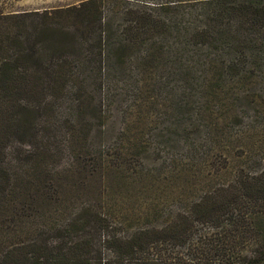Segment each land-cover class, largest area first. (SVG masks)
<instances>
[{
  "label": "trees",
  "instance_id": "16d2710c",
  "mask_svg": "<svg viewBox=\"0 0 264 264\" xmlns=\"http://www.w3.org/2000/svg\"><path fill=\"white\" fill-rule=\"evenodd\" d=\"M212 3L0 18V264H264V0Z\"/></svg>",
  "mask_w": 264,
  "mask_h": 264
},
{
  "label": "rangeland",
  "instance_id": "374dc122",
  "mask_svg": "<svg viewBox=\"0 0 264 264\" xmlns=\"http://www.w3.org/2000/svg\"><path fill=\"white\" fill-rule=\"evenodd\" d=\"M81 1L84 0H0V18H4L6 16H12L16 14L33 12V11H43V10L63 8L71 5H76ZM129 1L149 2L150 4H163V5L168 3L174 4V2H177V4H181V5H177L179 7L181 6V8L179 9H183L185 11H190L194 13V15L196 16V21H195L196 25L203 24L202 22H204L207 13L210 12V10L215 5L212 2H218V0H129ZM118 2H123V0H118ZM173 10L175 11L174 8H172V11ZM254 83L255 85H257V88L255 89L256 92L255 94H257L258 96L263 94L264 89L262 90L263 88L262 85H264V80L259 81L256 79ZM262 100H264V97H262ZM242 103L243 102L241 99L237 101L239 107L244 108V105ZM248 106L251 108V111L247 118L250 119L251 117H254L256 115L253 109L257 111L258 105L248 104ZM246 122H248V120L245 121V119H243V123H240L239 125H235L234 128L236 130L240 129L244 127V124Z\"/></svg>",
  "mask_w": 264,
  "mask_h": 264
}]
</instances>
